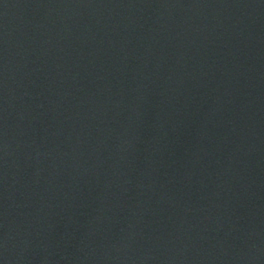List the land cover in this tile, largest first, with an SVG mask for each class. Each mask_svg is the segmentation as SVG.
Segmentation results:
<instances>
[{
	"label": "water",
	"instance_id": "95a60500",
	"mask_svg": "<svg viewBox=\"0 0 264 264\" xmlns=\"http://www.w3.org/2000/svg\"><path fill=\"white\" fill-rule=\"evenodd\" d=\"M0 264H264V0H0Z\"/></svg>",
	"mask_w": 264,
	"mask_h": 264
}]
</instances>
